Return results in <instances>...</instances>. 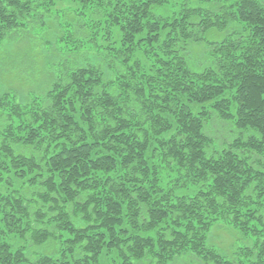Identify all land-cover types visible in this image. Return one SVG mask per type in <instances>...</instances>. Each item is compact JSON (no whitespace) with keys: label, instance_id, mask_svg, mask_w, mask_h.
I'll return each mask as SVG.
<instances>
[{"label":"trees","instance_id":"1","mask_svg":"<svg viewBox=\"0 0 264 264\" xmlns=\"http://www.w3.org/2000/svg\"><path fill=\"white\" fill-rule=\"evenodd\" d=\"M56 1L0 0V43ZM69 1L59 30L92 55L39 103L0 93V264H243L207 246L217 221L264 264V3Z\"/></svg>","mask_w":264,"mask_h":264},{"label":"rangeland","instance_id":"2","mask_svg":"<svg viewBox=\"0 0 264 264\" xmlns=\"http://www.w3.org/2000/svg\"><path fill=\"white\" fill-rule=\"evenodd\" d=\"M259 1L264 3V0ZM75 7L78 8V4L69 0L56 1L52 15L42 22L30 17L27 22L20 23L4 35L0 43V93L7 94V100L10 99L21 105L31 104L34 99L39 103L40 97L50 89L57 77L67 74L69 68L92 55L87 51H84L87 54H75L83 53L84 48L79 47L78 40L74 42L73 38H68L67 35L65 37L63 31L59 30L57 24L59 20L63 21L61 25L63 30H66L67 23L79 22L71 15H67L64 19L57 17L62 11ZM76 36L79 39L81 37L80 34ZM220 37L223 36L213 31L207 35V40L218 41ZM206 49L205 42L189 43L187 52L190 61L192 59L202 63ZM196 67L200 68V65ZM230 129L228 124L215 118L205 132L214 140V148L219 149L217 143L222 146L221 142L227 143L234 137ZM253 240L254 238L241 237L236 230L222 221L215 222L206 236L207 246L215 248L232 262L243 264L246 262L241 255L242 249L250 246ZM173 264H197V262L188 253H184Z\"/></svg>","mask_w":264,"mask_h":264}]
</instances>
